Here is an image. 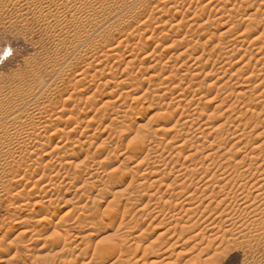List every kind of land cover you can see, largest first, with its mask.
Segmentation results:
<instances>
[{
    "label": "rangeland",
    "instance_id": "obj_1",
    "mask_svg": "<svg viewBox=\"0 0 264 264\" xmlns=\"http://www.w3.org/2000/svg\"><path fill=\"white\" fill-rule=\"evenodd\" d=\"M45 1L0 0V117L59 68L0 130V264H264V0Z\"/></svg>",
    "mask_w": 264,
    "mask_h": 264
},
{
    "label": "bare ground",
    "instance_id": "obj_2",
    "mask_svg": "<svg viewBox=\"0 0 264 264\" xmlns=\"http://www.w3.org/2000/svg\"><path fill=\"white\" fill-rule=\"evenodd\" d=\"M11 1V0H10ZM14 1V0H13ZM16 1V0H15ZM24 1V0H23ZM26 1H28V0H26ZM44 1V0H43ZM167 1V0H166ZM38 2V1H37ZM161 2V1H160ZM172 2V1H171ZM15 3V2H14ZM28 3V2H27ZM43 3H46L47 4V6H45V7H47V8H50V10H47V14H45L46 16H47V19H48V17L49 18H52V19H56L57 18V15H58V11H57V1L56 0H49L48 2H43ZM59 3V2H58ZM68 3V2H67ZM66 3V4H67ZM173 3H175V2H173ZM177 3V2H176ZM9 4V3H8ZM16 4V3H15ZM64 4V3H63ZM134 4V3H133ZM28 5V4H27ZM41 5H43L42 3L40 4V6ZM62 5V4H61ZM60 5V6H61ZM70 5V4H69ZM72 5V4H71ZM75 5V4H74ZM168 5H170V4H168ZM31 6V5H30ZM39 6V7H40ZM80 6V5H79ZM132 5H130L129 6V8L131 7ZM42 7V6H41ZM52 7V8H51ZM67 7V6H66ZM78 7V6H77ZM54 8L56 9V13H54L55 11H54ZM60 8V7H59ZM126 8H128V7H125V5L123 4V6H121V8H119V10H117V11H115V12H112L111 14H110V16L107 18V19H105V20H103V22H102V25H100V27H99V29H101V33H104V32H106L107 33V31H109L111 28H108V24H112V25H114V26H116V25H119V27H121L122 25L124 26L125 24L127 25L128 23H127V21L125 22L124 20H127V19H124L123 20V18L125 17V18H127V16L124 14L125 13V11H126ZM129 8H128V10H129ZM175 8V7H174ZM43 9V8H42ZM67 9V8H66ZM77 9V8H76ZM177 9V8H176ZM17 10V9H16ZM19 10V9H18ZM44 10V9H43ZM64 10V9H63ZM71 9H69V11H70ZM75 10V9H74ZM28 11V10H27ZM54 11V12H53ZM62 12V11H61ZM74 12V11H73ZM75 12H80L79 11V9H77ZM132 13V12H131ZM41 14V13H40ZM39 14V15H40ZM62 15V14H61ZM78 17V16H77ZM43 18V17H42ZM64 19V18H63ZM45 20H46V17H45ZM150 20V19H149ZM56 21H58V19L56 20ZM124 21V22H123ZM140 21V20H139ZM46 22H48V21H46ZM73 22V21H72ZM148 22V21H147ZM16 23V22H15ZM49 23V22H48ZM149 23V22H148ZM145 24V23H144ZM143 24V25H144ZM125 25V26H126ZM142 25V24H141ZM151 26V25H150ZM46 30V29H45ZM97 30V29H96ZM61 31V30H60ZM95 31V30H94ZM98 31V32H99ZM54 32V31H53ZM92 32V31H91ZM95 32H97V31H95ZM69 33V32H68ZM70 34V33H69ZM92 34V33H91ZM95 34V33H94ZM100 34V33H99ZM59 35V34H58ZM46 36H48V35H46ZM96 36V35H95ZM101 36V35H100ZM129 36V35H128ZM54 37V36H53ZM92 37V36H91ZM90 37V38H91ZM89 38V39H90ZM92 39V38H91ZM125 41V40H124ZM123 41V42H124ZM79 44H81V43H79ZM118 44V43H117ZM82 45V44H81ZM119 46V45H118ZM78 48V47H77ZM118 48V47H117ZM79 49V48H78ZM119 49V48H118ZM76 51H77V49H75ZM111 52V51H110ZM75 53V52H74ZM74 56V55H73ZM198 58V57H197ZM54 62V61H53ZM56 64H57V62H56ZM228 65V64H227ZM47 66V65H46ZM53 68H54V64H53ZM225 68V67H224ZM59 69V68H58ZM58 69L56 70L55 68H54V70H51L50 71V74H51V76H49V77H51L52 78V80L50 81H45V82H43L42 81V83H39V84H37L36 85V87H37V91H36V94H35V99H34V101H35V105H37V107L38 108H36L37 109V111H39L40 110V113L39 112H36V111H34L37 115H39V120H42L43 119V117H42V115L43 114H45L46 112H47V108L46 107H48V106H46L45 108L44 107H42V108H44V109H42L41 107L39 108V106H40V104H41V102L43 101V103H44V99H46L45 98V95L47 94V93H54L53 91H56V89H57V87H56V82H54V80H56L57 78L56 77H58V75H59V72H58ZM219 70V69H218ZM61 75V74H60ZM223 75V74H222ZM84 77V76H83ZM222 77V76H221ZM50 78V79H51ZM56 78V79H55ZM59 78V77H58ZM51 82V83H50ZM60 83V82H59ZM80 83V82H79ZM63 84H64V82H63ZM62 84V85H63ZM78 85V84H77ZM73 87V86H72ZM256 87V86H255ZM241 88V87H240ZM60 89V88H59ZM78 89V88H77ZM15 91V90H14ZM16 91H18V90H16ZM58 91V90H57ZM242 92V91H241ZM14 93V92H13ZM75 93V92H74ZM239 94H241V93H239ZM17 95V94H16ZM71 95V94H70ZM48 96V95H47ZM94 99V98H93ZM33 101V102H34ZM32 102V103H33ZM48 102V101H47ZM253 101H251L250 103H252ZM27 103V102H26ZM28 103H30L29 101H28ZM31 103V104H32ZM42 103V104H43ZM31 104H29V105H23V106H16V108L14 109V110H10V113L9 114H6L4 117H0V130H3L4 131V134L6 135V136H15L16 137V139H19V140H21V131L23 130H21V127H23L24 126V124L23 123H21V113H27V111H29L28 109L26 110V109H24V108H29V107H33V106H31ZM33 104V105H34ZM45 104V103H44ZM43 104V105H44ZM17 105V104H16ZM253 105V104H252ZM251 105V106H252ZM29 106V107H28ZM247 107H248V105H246ZM250 106V105H249ZM15 107V106H14ZM50 107V106H49ZM232 107V106H231ZM10 108V107H9ZM30 109V108H29ZM39 109V110H38ZM23 110H25V112H21V111H23ZM31 110V109H30ZM35 110V109H34ZM51 111V110H50ZM246 111H248L247 109H246ZM30 112H32V113H34L33 111H30ZM52 112V111H51ZM165 112V111H164ZM168 112V111H167ZM32 113H30L29 115H31V117H32V119H34L35 117H37L35 114H32ZM53 113V112H52ZM246 113V112H245ZM255 113V112H254ZM257 113V112H256ZM48 113H46L45 115H47ZM141 114V113H140ZM252 115H253V112L251 113ZM25 116H26V114H24ZM52 115V114H51ZM146 115V114H145ZM173 115V114H172ZM257 116V115H256ZM28 117H30V116H28ZM49 118H50V114H49V116H48ZM52 117V116H51ZM57 117V116H56ZM172 117V116H171ZM170 118V117H169ZM36 119V118H35ZM167 119V118H166ZM166 119H164V120H166ZM172 119V118H171ZM24 120V119H23ZM50 120V119H49ZM55 120V119H54ZM161 120H163V118L161 119ZM171 121V120H170ZM188 121V120H187ZM198 121V120H197ZM197 121H196V123H197ZM36 122V121H35ZM39 122V121H38ZM195 122V121H194ZM45 123V122H44ZM51 123V122H50ZM28 124V123H27ZM41 124V123H40ZM192 124H194V123H192ZM38 125V124H37ZM48 125L49 124H47V127H45V129H47L48 128ZM185 125V124H184ZM199 125H201V124H199ZM198 125V126H199ZM43 126V125H42ZM42 126H41V128H42ZM192 126V125H191ZM221 126V125H220ZM24 127H26V125L24 126ZM200 127V126H199ZM27 128V127H26ZM32 128H34V126L33 127H31V129ZM35 129V128H34ZM34 129H32V130H34ZM192 129V128H191ZM36 130H37V128H36ZM193 130V129H192ZM43 131H45L44 130V128L42 129V131L41 132H43ZM1 132V131H0ZM35 132V131H34ZM39 132V131H38ZM237 132V131H236ZM28 134V133H27ZM41 134V133H40ZM80 134H82V133H80ZM244 134V133H243ZM41 136V135H40ZM1 137V140L3 141V140H6L5 139V136H0ZM23 137V136H22ZM37 137V136H36ZM43 137H45V136H43ZM205 137V136H204ZM28 138V137H27ZM37 140V139H36ZM39 140V139H38ZM219 140V139H218ZM2 141H0V143L2 144V146H4L3 145V143H2ZM219 144V143H218ZM38 145V144H37ZM197 145V144H196ZM39 146V145H38ZM61 146V145H60ZM211 146V145H210ZM258 146V145H257ZM256 146V147H257ZM264 145L262 144V147H263ZM1 147V146H0ZM22 147V146H21ZM41 147V146H40ZM58 147V149H61V147L59 148V145L57 146ZM56 147V148H57ZM179 147H180V145H179ZM197 147V146H196ZM225 147V146H224ZM260 147H261V145H260ZM5 148V147H4ZM23 148V147H22ZM216 148V147H215ZM220 148H221V146H220ZM219 148V149H220ZM3 149V148H2ZM199 149V148H198ZM197 149V150H198ZM201 149V148H200ZM211 149V148H210ZM241 149V148H240ZM258 149V148H257ZM263 149V148H262ZM228 150V149H227ZM15 151V150H14ZM20 151V150H19ZM224 151H225V149H224ZM1 152V151H0ZM21 152V151H20ZM227 152V151H226ZM228 152H230L231 153V150L229 151L228 150ZM6 153H8V152H6ZM16 153V152H15ZM213 153V152H212ZM218 153V152H217ZM260 153V152H259ZM261 153H264V152H261ZM180 154V153H179ZM225 154V153H224ZM228 154V153H227ZM255 154V153H254ZM3 156L5 155V154H2ZM47 155V154H46ZM45 155V156H46ZM208 155H210V154H208ZM262 155H264V154H262ZM262 155H261V157H262ZM6 156V155H5ZM162 156V155H161ZM173 156V155H172ZM176 156H179V155H176ZM183 156V155H182ZM215 156V155H214ZM223 156V155H222ZM225 156V155H224ZM255 156V155H254ZM158 157V156H157ZM210 157V156H209ZM247 157V156H246ZM245 157V158H246ZM6 158V157H5ZM159 158V157H158ZM206 158H208V156L206 157ZM247 158H249V157H247ZM263 158V157H262ZM85 159V158H84ZM189 159V158H188ZM229 159V158H228ZM228 159H226L225 161H227ZM244 159V158H243ZM260 159V157H258V156H256V157H250L248 160H250L249 162V164H242V165H244L243 167L244 168H241L242 169V172H240L239 173V175L237 176V181H235V183L236 182H239L238 180H240V182H242V179L244 178V177H246L248 174H252V171L255 169L256 171H258V170H260V169H262V171L260 172V174H264V162H261V163H259V160ZM51 160H52V158H51ZM204 160V159H203ZM209 160V159H208ZM214 160V159H213ZM245 160L246 159H244L243 161L245 162ZM262 160V159H261ZM50 161V160H49ZM48 161V162H49ZM62 161V160H61ZM161 161V160H160ZM164 161V160H163ZM172 161V160H171ZM205 161H206V159H205ZM211 161H212V159H211ZM207 162L208 163V165H210V163H213V162ZM240 161H241V159H240ZM240 161H238V162H240ZM69 162V161H68ZM229 162V161H228ZM244 162H242L241 161V163H244ZM204 163V162H203ZM245 163H248V162H245ZM47 165H50L49 163H46ZM60 164V163H59ZM64 164V163H63ZM81 164V163H80ZM199 164H202L201 162L199 163ZM214 164V163H213ZM213 164H211V165H213ZM239 164V163H238ZM58 165V164H57ZM203 165V164H202ZM201 165V166H202ZM206 165V164H205ZM207 165V166H208ZM215 165V164H214ZM220 165V164H219ZM242 165H240V166H242ZM53 166H55V165H53ZM62 166V165H61ZM72 166V165H71ZM167 166V165H166ZM195 166V165H194ZM204 166V165H203ZM202 166V167H203ZM206 166V168H208ZM222 166V165H221ZM47 167H50V166H47ZM64 167V166H63ZM213 167V166H212ZM212 167H210V168H212ZM216 167H218V166H216ZM238 167H239V165H238ZM205 168V169H206ZM225 168V167H224ZM99 169V168H98ZM97 169V170H98ZM194 169V168H193ZM204 169V170H205ZM209 169V168H208ZM53 170V169H52ZM64 170V169H63ZM70 170V169H69ZM68 170V171H69ZM161 170V169H160ZM165 170V169H164ZM183 170V169H182ZM211 170V169H210ZM217 170V169H216ZM238 170V169H237ZM83 171V170H82ZM181 171V170H180ZM185 171V170H184ZM189 171H191V170H189ZM188 171V172H189ZM195 171V170H194ZM194 171H193V174L195 175V173H194ZM209 171V170H208ZM221 171V170H220ZM236 171V170H235ZM169 172H170V170H169ZM192 172V171H191ZM56 173V172H55ZM186 173V172H185ZM185 173H183V174H185ZM197 173V172H196ZM219 173V172H218ZM229 173V172H228ZM236 173V172H235ZM59 174V173H58ZM187 174V173H186ZM55 175V174H54ZM189 175V174H188ZM197 175V174H196ZM224 175V174H223ZM235 175V174H234ZM237 175V174H236ZM51 176V175H50ZM53 176V175H52ZM56 176H58L57 174H56ZM55 176V177H56ZM184 176V175H183ZM190 176H193V175H191V173H190ZM212 176V175H211ZM226 176V175H225ZM231 176V175H230ZM261 177H262V175H260ZM76 177V176H75ZM90 177V176H89ZM93 176H91L90 178H92ZM95 177H96V179L94 178V180L96 181L97 180V176L95 175ZM221 177H223V176H221ZM43 178V177H42ZM161 178V177H160ZM189 178V177H188ZM210 178V177H209ZM232 178V177H231ZM259 179H260V177H258ZM264 177H262V179H263ZM21 179H23V177L21 178ZM73 179V178H72ZM183 179V178H182ZM215 179V178H214ZM229 179V178H228ZM232 179H234V178H232ZM12 180V179H11ZM76 180V179H75ZM93 180V179H92ZM162 180V179H161ZM188 180V179H187ZM43 182H45L44 180H42ZM49 181V180H48ZM77 181V180H76ZM95 181H92L93 183H96ZM99 181V180H98ZM177 181V180H176ZM180 181V180H179ZM193 181H194V179H193ZM214 181V180H213ZM225 181V180H224ZM260 181V180H259ZM8 182H11L10 180L8 181ZM85 182V181H84ZM113 182V184L115 185L116 184V186L118 185V184H121L122 182H118V178H114V180L112 181ZM149 182V181H148ZM223 182V181H222ZM227 182H229V181H227ZM255 182V181H254ZM261 182V181H260ZM263 182H264V180H263ZM262 182V183H263ZM6 183V182H5ZM15 184L16 183H19V182H14ZM14 183H10V184H14ZM72 183V182H71ZM86 183V182H85ZM88 183V182H87ZM93 183H91V184H93ZM193 183V182H192ZM212 183H214V182H212ZM218 183H221V182H218ZM225 183V182H224ZM230 183V182H229ZM246 183V182H245ZM257 183H259L258 181H257ZM112 184V185H113ZM180 184V183H179ZM181 184H183L182 182H181ZM185 184V183H184ZM253 184H255V183H253ZM111 185V184H110ZM177 185V184H176ZM186 185V184H185ZM184 185V186H185ZM218 185V184H217ZM243 184H241V186H242ZM263 185V184H262ZM153 186V185H152ZM201 186V185H200ZM246 186V185H245ZM244 186V187H245ZM252 186H254V185H252ZM257 186V185H256ZM51 187V184H49V183H47L46 182V184L45 185H43V187L42 188H50ZM82 187H83V185H82ZM105 187V186H104ZM177 187V186H176ZM181 187V186H180ZM221 187V186H220ZM243 187V188H244ZM264 187V186H263ZM36 188V187H35ZM55 188V187H54ZM110 188V187H109ZM130 188V187H129ZM182 188H184V189H188L189 190V188H185V187H182ZM221 188H223V187H221ZM46 189V190H47ZM248 189V188H247ZM264 189V188H263ZM43 190H45V189H43ZM195 190V189H194ZM223 190H224V188H223ZM231 190V189H230ZM239 190V189H238ZM42 191V190H41ZM182 191H184V190H182ZM181 191V192H182ZM222 191V190H221ZM250 191H252V190H250ZM261 191V190H260ZM18 192H20V193H18V194H20L19 196L21 197V191H18ZM86 192V191H85ZM180 192V191H179ZM197 192V191H196ZM233 192H234V190H233ZM235 192H236V190H235ZM243 192V191H242ZM87 193V192H86ZM183 193V195L185 194L184 192H182ZM192 193V192H191ZM195 193V192H194ZM207 193V192H206ZM229 193V192H228ZM227 193V194H228ZM219 195H220V193H218ZM230 194V193H229ZM228 194V195H229ZM253 194V193H252ZM117 196V194H114V196ZM128 195H130V194H128ZM192 195V194H191ZM194 195V194H193ZM226 195V194H225ZM235 195V194H234ZM244 195V194H243ZM258 195V194H257ZM146 196V195H145ZM185 196V195H184ZM214 196V195H213ZM227 196V195H226ZM225 196V197H226ZM230 196H232L231 194H230ZM251 196V195H250ZM249 196V198H247V195H246V198L247 199H249L250 200V197ZM133 197V196H132ZM193 197V196H192ZM191 197V198H192ZM210 197H211V194H210ZM259 197H261L260 195H259ZM115 198V197H114ZM216 198V197H215ZM231 198V197H230ZM194 199V198H193ZM197 199V198H196ZM246 199V200H247ZM255 199H258V198H255ZM260 199V198H259ZM166 200H168V199H166ZM170 200V199H169ZM176 200V199H175ZM183 200H185V199H183ZM192 200V199H191ZM191 200H189L190 202H191ZM195 200V199H194ZM223 200V199H222ZM151 201V200H150ZM180 201V200H179ZM188 201V202H189ZM193 201V200H192ZM198 201V200H197ZM234 201V200H233ZM243 201V200H242ZM256 201V200H255ZM165 202V201H164ZM184 202V201H183ZM189 202V203H190ZM195 202V201H194ZM193 202V203H194ZM199 202H201V201H199ZM223 202V201H222ZM130 203V202H129ZM128 203V204H129ZM180 203V202H179ZM182 203V202H181ZM186 203V202H185ZM196 203V202H195ZM234 204V203H233ZM251 204V203H250ZM256 204V203H255ZM261 204H263L264 205V203L262 202ZM126 205H127V203H126ZM184 205V204H183ZM197 205V204H196ZM239 205V204H238ZM245 205V204H244ZM189 206H190V204H189ZM228 206V205H227ZM255 206V205H254ZM253 207V206H252ZM156 208V207H155ZM194 208V207H193ZM211 208V207H210ZM239 208V207H238ZM237 208V209H238ZM246 208V207H245ZM245 208H243V209H245ZM255 208V207H254ZM248 208H246V210H247ZM259 209V208H258ZM183 210V209H182ZM232 210V209H231ZM235 210V209H234ZM242 210V209H241ZM245 210V211H246ZM46 211V210H45ZM187 211V210H186ZM255 211V210H254ZM237 212V211H236ZM243 212V211H242ZM248 212V211H247ZM260 212V211H259ZM124 214H125V212H124ZM205 214V213H204ZM252 214V213H251ZM253 215V214H252ZM257 215V214H256ZM255 215V216H256ZM234 216V215H233ZM232 216V217H233ZM228 217V216H227ZM231 217V216H230ZM232 217H231V219H232ZM240 217V216H239ZM254 217V216H253ZM260 217V216H259ZM251 218V217H250ZM224 219V218H223ZM222 219V220H223ZM230 219V220H231ZM42 220V219H41ZM234 221V220H233ZM43 222V221H42ZM225 222V221H224ZM227 222V221H226ZM237 222H238V220H237ZM254 222V221H253ZM223 223V222H222ZM246 223V222H245ZM248 223V222H247ZM258 223V222H257ZM263 223V222H262ZM46 224H48V223H46ZM218 224V223H217ZM230 224V223H229ZM254 224V223H253ZM42 225V224H41ZM45 225V224H44ZM51 225V224H50ZM224 225V224H223ZM240 225V224H239ZM251 225H252V222H251ZM261 225V224H260ZM243 226V225H242ZM247 226V225H246ZM262 226V225H261ZM45 227V226H44ZM46 227H48V226H46ZM244 227V226H243ZM242 228V227H241ZM220 229H221V225H220ZM248 229V228H247ZM228 230V229H227ZM234 230V229H233ZM226 231V230H225ZM230 231H231V229H230ZM240 231V230H239ZM129 232V231H128ZM229 232V231H228ZM232 232V231H231ZM241 232H243V231H241ZM226 234H229V233H226ZM223 235V234H222ZM230 235V234H229ZM232 235V234H231ZM232 239V238H231ZM126 242V241H125ZM120 246H122V245H120ZM116 248V247H115ZM121 249H122V247H121ZM118 250H120V249H118ZM123 251V250H122ZM120 253V252H119ZM114 254H116V252L115 253H113V255ZM103 255V254H102ZM95 257H97V258H99V259H102V257L100 256V255H95ZM151 257V256H150ZM153 257V256H152ZM11 263V262H10Z\"/></svg>",
    "mask_w": 264,
    "mask_h": 264
}]
</instances>
